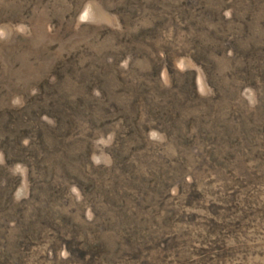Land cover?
<instances>
[{
    "label": "rangeland",
    "instance_id": "374dc122",
    "mask_svg": "<svg viewBox=\"0 0 264 264\" xmlns=\"http://www.w3.org/2000/svg\"><path fill=\"white\" fill-rule=\"evenodd\" d=\"M0 264H264V0H0Z\"/></svg>",
    "mask_w": 264,
    "mask_h": 264
},
{
    "label": "trees",
    "instance_id": "16d2710c",
    "mask_svg": "<svg viewBox=\"0 0 264 264\" xmlns=\"http://www.w3.org/2000/svg\"><path fill=\"white\" fill-rule=\"evenodd\" d=\"M207 72H208V70H207Z\"/></svg>",
    "mask_w": 264,
    "mask_h": 264
}]
</instances>
